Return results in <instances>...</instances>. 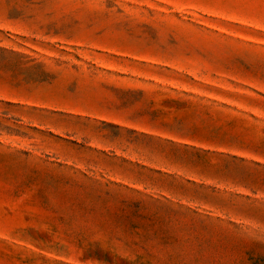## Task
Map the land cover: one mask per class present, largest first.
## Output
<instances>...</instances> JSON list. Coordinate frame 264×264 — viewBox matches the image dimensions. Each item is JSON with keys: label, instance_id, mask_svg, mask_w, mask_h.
<instances>
[{"label": "rangeland", "instance_id": "374dc122", "mask_svg": "<svg viewBox=\"0 0 264 264\" xmlns=\"http://www.w3.org/2000/svg\"><path fill=\"white\" fill-rule=\"evenodd\" d=\"M0 264H264V0H0Z\"/></svg>", "mask_w": 264, "mask_h": 264}]
</instances>
